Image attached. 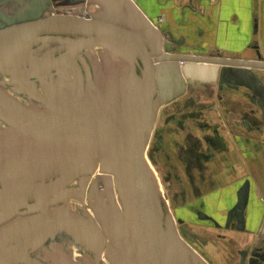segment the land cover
<instances>
[{
    "label": "water",
    "instance_id": "95a60500",
    "mask_svg": "<svg viewBox=\"0 0 264 264\" xmlns=\"http://www.w3.org/2000/svg\"><path fill=\"white\" fill-rule=\"evenodd\" d=\"M80 1L98 4L103 8L102 15L85 18L55 14L0 30V34L15 31L26 35L23 51L0 52V73L21 78L23 74L12 70L14 67L59 68L71 62L87 46L114 45L126 53L131 62L126 67L129 78L125 81L124 97L120 96V78H105L100 67L91 63L92 69L96 68L88 80L84 100L73 89L52 88L47 92V84L43 81L42 94L38 96L43 112L28 116L0 106V117L11 125L9 130L0 132V222L25 207L37 214L33 218L15 220L12 224L18 229L8 232L10 238L28 236L34 224L42 225L45 235L53 227L63 224L71 232L82 234L87 249L97 253L103 251L111 264H162L157 235L160 220L140 153L156 112L166 99L156 95L157 87L165 92L174 86V93H180L182 89L179 88L185 80L217 81L220 86L225 84L235 89L243 87L256 98L264 126V82L257 72L264 71V60L260 56L238 59L176 54L172 52L173 33L154 28L131 0ZM57 24H69L78 32L63 34L68 38L67 45L52 57L32 56L29 50L36 36ZM56 35L59 34L52 36ZM166 35L169 42L163 43ZM182 42L183 38L177 41L178 44ZM134 61L142 65L138 74ZM120 68L117 66L116 70ZM106 70L110 72L112 65ZM143 71L144 76L141 75ZM136 93L138 98L134 100ZM1 100L0 96V103ZM14 126L36 129L37 137L21 144L15 140L14 133L18 129ZM7 144V148H2ZM99 148L101 152L97 154ZM33 158L41 165H48L44 172L50 177L26 175L38 173L40 166L37 163L25 166ZM97 168L102 173L114 174L121 207L115 202L112 187L107 189L104 198L94 188L91 198L97 207L95 220L64 213L62 204L66 197L62 191L82 174L93 173ZM80 196L77 200L84 205ZM247 198L248 189L244 188L237 209L243 210ZM51 205L54 207L48 213L46 208ZM164 233L173 250L174 264H207L177 237L172 239L167 231Z\"/></svg>",
    "mask_w": 264,
    "mask_h": 264
},
{
    "label": "rangeland",
    "instance_id": "374dc122",
    "mask_svg": "<svg viewBox=\"0 0 264 264\" xmlns=\"http://www.w3.org/2000/svg\"><path fill=\"white\" fill-rule=\"evenodd\" d=\"M59 5L58 3L53 4L50 13L62 12ZM70 7L65 10L75 14L83 13L87 18L98 17L103 12L102 7L91 1L74 2ZM0 35L3 36L4 40H9L11 44L16 45L10 31H5ZM66 37L62 35H42L33 43L30 53L39 56L38 50L42 49V53L45 55L55 54L67 45L68 38ZM114 59L115 57L106 48L88 46L68 64L42 73H40L41 69L35 67H14L12 70L21 71L23 77H1L0 93L6 98L7 103L12 104L14 108L18 107L24 113L38 110L41 108L38 105V96L40 95L38 84L45 80L52 86L54 78L60 79L58 75L64 73V70H68V75L62 79L65 80L71 71L68 68L74 65L79 77L86 72H90L89 78H91L96 67H100L99 69L102 70H100V73L105 78L118 76L121 80L122 89L120 96L124 97L122 75L119 70H116L117 63ZM87 62H89L90 67ZM91 63L96 66L94 69H92ZM109 63L112 65L110 72L106 70L107 66L110 65ZM134 63L137 67L139 65V69L142 68L138 61H134ZM139 69L136 70V74H138ZM258 72L264 82V71ZM52 74L57 77L52 76ZM143 74L144 72L141 75L143 76ZM20 84H24L25 89ZM158 84H161V82ZM82 86L85 88L87 84H82ZM164 90L157 87L156 95L166 98H162L165 105L158 108L146 136V143L140 151L144 173L150 183L155 211L161 222H158L160 226L158 242H160L164 253L172 261L171 253H173V250L165 237L164 230L167 231L170 238L177 237L182 244L196 253L200 249L205 250L213 258L214 255L222 251L223 244L214 233H208L204 230L205 228H200L201 222L196 217L185 216L190 214V211L184 206L197 200L201 195L207 196L219 189L224 190L227 186L234 189L235 182L239 181L241 176L243 181L245 180L242 190L247 188L248 195L250 192L261 195L264 203V170L262 164L264 158L259 147L260 143L264 142V126L260 116L255 112L257 111L256 106L252 100L247 101L242 96L241 90L222 89L219 91L217 84H192L187 87L183 95L174 93V86H172V89L170 86V91L164 92ZM218 95L221 99L218 98ZM171 107L172 109H170ZM253 111L255 114H251ZM245 120L244 125L243 121ZM247 122L250 123V127ZM251 125H258L263 133L258 134L254 128H251ZM9 126H11L9 122L0 120V130L4 128L8 130L11 128ZM234 138L241 141L243 139L253 140L256 148H259V152H256L258 154L257 158L255 160L249 158V164L246 163L247 159L241 153ZM251 161H254L255 164H250ZM36 163L40 166L37 168L38 173H27L28 169H26V175H40L39 177L46 179L50 177V174L44 172V167L48 165L39 164L36 158L31 159L25 166H29V164L36 165ZM114 178L113 173H102L98 171V168L93 173H86L79 177L61 193L66 197L64 203H67L68 210H77L83 213L81 208L77 206L78 204L86 208L87 216H94L96 208L91 198L94 188L98 189L104 198L109 187H112V194L121 207L118 186ZM79 195H81L84 205L77 200ZM183 208L185 214L181 211ZM48 210L50 209L47 208L46 211ZM237 211L241 212L240 210ZM263 212L264 206L258 218H256V222L249 225L246 233L241 232L242 234L238 235L239 240L244 236L251 237L250 240L260 239L257 236L264 234ZM243 226H245V223L239 229L242 230ZM211 231L215 230L211 229ZM55 236L56 239L53 238L56 243L54 246H61L63 250L67 251L73 259L81 264L86 262L103 264L98 258L90 255L89 251L91 250H87L84 244L72 242L74 237L67 234L66 231L57 230ZM82 240L84 241L83 238ZM57 242L62 244L59 246ZM52 243L53 241H50L48 245L52 247ZM212 252L215 254L213 255ZM232 256L234 260L235 256ZM214 260L216 261L215 258Z\"/></svg>",
    "mask_w": 264,
    "mask_h": 264
},
{
    "label": "flooded vegetation",
    "instance_id": "af4514ba",
    "mask_svg": "<svg viewBox=\"0 0 264 264\" xmlns=\"http://www.w3.org/2000/svg\"><path fill=\"white\" fill-rule=\"evenodd\" d=\"M74 2L77 3L82 1L80 0H0V30H4L11 26H17L20 24L32 22L41 19L43 17L55 15V14H74L80 17L87 18V16L84 15L83 13L75 14L65 10L67 8H71L70 6ZM55 3L60 4L59 6L61 7L60 10L62 12L56 11L50 13V11L52 10L51 7H53V4ZM173 40L174 41L172 43V52L176 54L188 53L192 55L214 56L209 51H205V48L199 46L194 47L193 45L190 44L187 45L186 43H184V40L182 44H178L177 41H180V37L177 38L173 35ZM162 41L163 43L169 42L168 36L167 35L164 36ZM42 51H43L42 49L38 50L39 56L52 57V55L43 54ZM87 64L88 66L90 65L89 62H87ZM74 72L70 71L68 78H66L65 80L54 78L52 84H59L61 81H65L66 84H88L90 72H86L84 75L82 74L81 77H79L77 73ZM3 76H9V75L0 73V78ZM52 76L56 77L54 74H52ZM42 82L38 84V91L40 95L42 94L41 86H40L41 84H43ZM44 83L47 84L48 87L47 92H49L52 86H50V84H48L47 81H45ZM183 84L184 85L179 88V90L182 89L180 91V94L182 95L186 92L187 87L192 84H211V85L217 84V89L219 91H221L222 89H227L231 91L241 90L242 96H244V98H246L247 101L252 100V102L254 103L257 109V111L255 112L258 114V116H260L261 119V111L258 108V106L255 104L256 98L252 95V93L249 90L243 87H238L235 89L233 87L232 88L228 87L225 84H222L220 86L218 85L219 83L217 81L200 83L198 81L185 80ZM86 88L87 86L83 88L84 89L83 99L85 98ZM218 98L221 99L220 95H218ZM38 105L41 107L40 100ZM164 105L165 104L161 105V107H163ZM40 109H42V107ZM170 109H172V107ZM255 112L253 111V113L251 114H255ZM245 122L246 120L243 121L244 125ZM247 124L249 125L250 123L247 122ZM50 128L52 129V125H50ZM251 128H254L258 134L263 133L261 127H259L258 125H254V126L251 125ZM5 129L6 128L0 131H3ZM37 133L38 131L36 129H32V130L30 128L18 129L14 133L16 134L17 137V139L15 140H18L19 143L23 144L29 141V139H33V138L35 139L37 137L36 136ZM11 140L14 141L13 139ZM234 140L238 145V148L240 149L241 153L245 157H247L249 152L245 148H241L240 146L241 140H238L237 138H234ZM260 144L261 147L264 149V142L263 143L261 142ZM7 146L9 145L8 144L2 145V148L4 147L7 148ZM1 180H5V179L1 178ZM10 180L9 181L7 180V182L9 183ZM244 181L241 176V179L235 182L234 189L233 187L231 188L230 186H227L224 188V190L219 189L217 190V192L210 193L207 196L201 195L198 197L197 200H194L193 202L186 204L184 206L186 209L190 211V214L185 216L196 217L199 220V222H201V224L199 225L200 228L201 227L205 228L204 230L208 231V233H214L217 239L221 241V243L224 246L222 248V251L219 252V254L214 255L215 253L212 252L213 255L215 256L213 258L210 257L208 253L205 252V250H201V249L199 250L198 252L199 254L198 253L197 254L200 255L201 258L207 264H264V234L262 236L258 235L257 237L260 239H255V240L254 239L250 240L252 238L251 237L247 238L246 236L242 237L241 240L238 239V235L242 234L241 232L246 233V230L247 228H249V225L255 223L256 221L255 214L257 215L264 206L261 195L259 196L253 192L252 193L250 192L247 198L246 206L243 208V210H241V212L237 211L240 210L237 209V202L238 199L240 198ZM223 199L225 202L223 201ZM115 202L120 207V204L117 202L116 199ZM29 204H32V202H29ZM62 205L67 206V203H63ZM93 205L95 206L94 201H93ZM77 206L81 208V211L83 213L77 210L69 211L68 208L67 209L65 208L63 212L68 213V215L76 214L86 219L88 218L94 220L96 219V214H97L96 206H95L96 208L95 215L94 216L91 215V217L87 216L88 212H86V208L78 204ZM53 207L54 206L51 205L49 209L51 210ZM181 211H183V214H185L184 208L181 209ZM36 214L37 212H32L28 208L22 207L19 208L13 216L5 219L3 222H0V264H61V263L81 264L79 261L73 259V257L67 251L63 250V248L60 246V244H62L61 242H57L60 247L54 246V244L56 243L54 242L53 238L56 239L55 236L56 231L64 230L66 231L67 234L74 237V240H72V242L77 244L82 243L86 248L88 247L85 240L84 241L82 240L81 233L71 232V230H68L63 224H59L53 227L52 229H50L47 235H45L46 230L42 225L34 224L33 227L30 229V231L28 232V236L25 237L12 236L13 238H10L11 234H8V232L13 233L14 230L18 229L17 225L12 224L15 220H20L24 218L26 219L33 218ZM184 223L186 224V222ZM244 223H245V226H243L244 228L240 230L239 227ZM210 228L215 231H211ZM254 235L256 236L257 234ZM50 241H53L52 247L48 245ZM89 253L91 256L98 258L100 262H102L103 264H111L105 258L103 251L97 253L91 250L89 251ZM232 255L235 256L234 260L232 259L233 257ZM214 258L218 262H216ZM85 264H93V263L86 262Z\"/></svg>",
    "mask_w": 264,
    "mask_h": 264
},
{
    "label": "crops",
    "instance_id": "0c3cea01",
    "mask_svg": "<svg viewBox=\"0 0 264 264\" xmlns=\"http://www.w3.org/2000/svg\"><path fill=\"white\" fill-rule=\"evenodd\" d=\"M131 1L154 28L170 30L175 37L183 38L187 45L205 48L214 56L238 59H256L260 56L264 60V0ZM68 69L72 72L76 70L74 65ZM67 75L68 70H64L58 77L62 80ZM240 146L249 152L246 163L249 164V158H257L259 148H256L253 140L243 139ZM259 147L264 158V149L261 145ZM250 164L255 163L251 161ZM262 164L264 170V159ZM259 214H255V218Z\"/></svg>",
    "mask_w": 264,
    "mask_h": 264
},
{
    "label": "bare ground",
    "instance_id": "6f19581e",
    "mask_svg": "<svg viewBox=\"0 0 264 264\" xmlns=\"http://www.w3.org/2000/svg\"><path fill=\"white\" fill-rule=\"evenodd\" d=\"M10 32L12 33V36H13V39H14V42H15L16 45L11 44L9 40H4L3 36L1 35L0 36V52H3V53H15V52L23 51L25 46H26V35L17 33L15 31H10ZM77 32H78V29L76 27H73V26L69 25V24H57V25H54V26L48 28L42 35H55V34L63 35V34L77 33ZM42 35L36 36L35 41L37 39H39L40 36H42ZM90 46H98V47L106 48L107 51L115 57L114 60L117 63V66L121 67L119 69V71L121 72V75H122L123 84H124V93H125V81L129 78L128 70H126V67H128L131 64L130 59L127 56V54L124 53L120 48H118V47H116L114 45L94 44V45H90ZM30 49H31V46H30ZM29 53H30V50H29ZM31 55L32 56H37V55H34V54H31ZM135 64L136 63H134L135 70L139 69V65L137 67ZM35 68L41 69L40 73H42L44 71L51 70V69H56V68H48V69H46V68L40 67V66H37ZM143 76H144V74H143ZM11 77H13V76H11ZM20 86L25 89V87H24L25 85L24 84H20ZM52 88H59V89H62V90H64V89L76 90L79 93V97H81L83 99V90L84 89H83L82 84H66L65 81H61L59 84H52ZM0 96H1V99H2L1 100L2 103H0V106H2L4 108H7L10 111H20V112L24 113V111L20 110L18 107L14 108V107H12V104L7 103L5 101L6 98L3 95H1V93H0ZM133 98H134V100H137L138 94L137 93L134 94ZM41 112H43V109L41 111L35 110V111L26 112L25 114L28 115V116H33V115H37V114H39ZM0 120H4V119L2 117H0ZM4 121L8 122L6 120H4ZM9 127H11V126H9ZM14 127L17 128V129H21V126H14ZM0 132H2V131H0ZM100 152H101V148H99V150L97 151V154H100ZM98 163H99V161H98ZM84 174H86V173H84ZM84 174H82V175H84ZM77 179H75L74 181H76ZM74 181H72L67 187H69ZM65 208L67 209L68 206H65ZM49 211L50 210H48L47 212L49 213ZM70 216H72V215H70ZM51 218H52V216L50 217V223H51ZM157 226H158L157 235H158V238H159L160 237V226L158 224H157ZM158 246H159V251H160V254H161L162 264H174L173 253H171V256H172V259H173V261H172L171 259L168 258V255L165 254L164 251L162 250L160 242H158Z\"/></svg>",
    "mask_w": 264,
    "mask_h": 264
}]
</instances>
